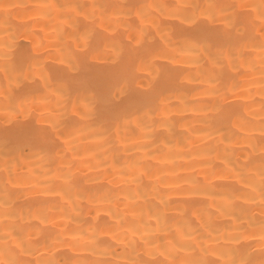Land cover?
Segmentation results:
<instances>
[{
  "label": "bare ground",
  "instance_id": "obj_1",
  "mask_svg": "<svg viewBox=\"0 0 264 264\" xmlns=\"http://www.w3.org/2000/svg\"><path fill=\"white\" fill-rule=\"evenodd\" d=\"M0 264H264V0H0Z\"/></svg>",
  "mask_w": 264,
  "mask_h": 264
}]
</instances>
